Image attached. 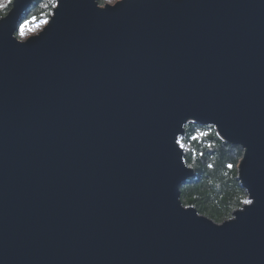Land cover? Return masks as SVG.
<instances>
[{
    "label": "water",
    "instance_id": "water-1",
    "mask_svg": "<svg viewBox=\"0 0 264 264\" xmlns=\"http://www.w3.org/2000/svg\"><path fill=\"white\" fill-rule=\"evenodd\" d=\"M36 0L0 18V264H264V0ZM244 154L252 205L186 206L179 138Z\"/></svg>",
    "mask_w": 264,
    "mask_h": 264
},
{
    "label": "trees",
    "instance_id": "trees-1",
    "mask_svg": "<svg viewBox=\"0 0 264 264\" xmlns=\"http://www.w3.org/2000/svg\"><path fill=\"white\" fill-rule=\"evenodd\" d=\"M98 1L103 4V0ZM11 8L12 3L9 10ZM54 9L50 0H36L22 15L16 35L19 37L21 26L28 23H41L45 18L49 21ZM7 13L2 11L0 18ZM179 142L185 150L188 166L195 171L181 187L183 203L196 207L216 222L232 218L233 212L242 208L248 199V192L238 179V164L244 149L223 140L212 125L193 122L186 125V134Z\"/></svg>",
    "mask_w": 264,
    "mask_h": 264
},
{
    "label": "rangeland",
    "instance_id": "rangeland-1",
    "mask_svg": "<svg viewBox=\"0 0 264 264\" xmlns=\"http://www.w3.org/2000/svg\"><path fill=\"white\" fill-rule=\"evenodd\" d=\"M117 1L118 0H116V2ZM11 3H8L7 0H0V4H4L5 5L3 8H0V13L2 11H6V12L9 11V7H10ZM108 3L109 4H114L113 2H110V0H103L102 6H105ZM47 24H44L42 22L41 23H28V24L24 25L23 27H21L19 38L22 39V40H26L29 36L38 34V33H40L43 30V28ZM33 29H35V31H33ZM21 32H23V35H21Z\"/></svg>",
    "mask_w": 264,
    "mask_h": 264
},
{
    "label": "snow or ice",
    "instance_id": "snow-or-ice-1",
    "mask_svg": "<svg viewBox=\"0 0 264 264\" xmlns=\"http://www.w3.org/2000/svg\"><path fill=\"white\" fill-rule=\"evenodd\" d=\"M7 2H8V3H11L12 0H7ZM110 2L115 3L116 0H110ZM50 3H51V5H52V7H58L59 0H50ZM4 6H5L4 4H0V8H3ZM45 7H48V5H45ZM42 23L47 24V23H48V19L45 18L44 21H42ZM21 27H23V26H21ZM33 31H35V29H33ZM21 35H23V32H21ZM228 167L231 168L232 165H228ZM244 203H245V204H248V205H252V204L254 203V201H253V200H250V199H246V200L244 201Z\"/></svg>",
    "mask_w": 264,
    "mask_h": 264
}]
</instances>
